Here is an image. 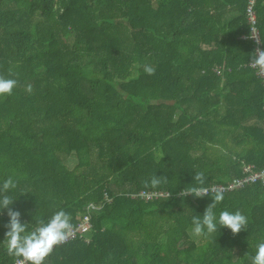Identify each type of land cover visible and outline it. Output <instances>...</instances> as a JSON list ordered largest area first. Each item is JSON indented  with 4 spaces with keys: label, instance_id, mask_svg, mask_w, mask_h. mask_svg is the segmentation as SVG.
Masks as SVG:
<instances>
[{
    "label": "trees",
    "instance_id": "16d2710c",
    "mask_svg": "<svg viewBox=\"0 0 264 264\" xmlns=\"http://www.w3.org/2000/svg\"><path fill=\"white\" fill-rule=\"evenodd\" d=\"M247 0H0V75L17 79L0 100V185L28 231L58 210L88 204L89 241L57 248L46 264H250L264 242V185L224 192L214 209L241 211L246 231L193 234L213 193H180L264 168L263 91L244 67L253 56ZM264 48V0H256ZM156 68L147 75L143 65ZM229 69L217 75L214 69ZM11 73V75H10ZM33 86L32 94L24 89ZM153 175L168 183L144 188ZM141 190L168 198H127ZM0 213V264L7 252ZM247 255V256H246Z\"/></svg>",
    "mask_w": 264,
    "mask_h": 264
},
{
    "label": "clouds",
    "instance_id": "9594fccd",
    "mask_svg": "<svg viewBox=\"0 0 264 264\" xmlns=\"http://www.w3.org/2000/svg\"><path fill=\"white\" fill-rule=\"evenodd\" d=\"M250 65L264 71V50L257 49L253 54ZM144 72L151 76L156 72V68L150 64L143 65ZM11 75V73H10ZM19 87L17 79L5 78L0 75V100L13 95L14 90ZM28 94H32L33 86L29 83L24 89ZM194 181L199 186H192L184 189L180 195L182 197L193 196L202 199L213 192V202L209 204L202 216H193V234L198 237L211 236L217 231V224L220 228H227L233 236L241 231H246L248 218L237 210L234 213L227 210L221 211L217 218L214 209L224 201V192L220 189H209L204 187L205 176L203 172L194 175ZM166 176L153 175L150 180L144 181V188L156 189L161 185H166ZM17 188V183L12 179H6L0 185V213L7 209L8 223L5 225V241L7 252L10 256L17 259L16 264H46V260L53 252L69 242L74 237V225L72 217L64 210L56 211L51 218L45 222L43 219L38 221V226L32 231H28L27 223H22L21 213L11 207L14 199L7 193ZM247 256V255H246ZM250 264H264V242H260L256 247L255 255L248 257Z\"/></svg>",
    "mask_w": 264,
    "mask_h": 264
},
{
    "label": "built area",
    "instance_id": "2783aa9c",
    "mask_svg": "<svg viewBox=\"0 0 264 264\" xmlns=\"http://www.w3.org/2000/svg\"><path fill=\"white\" fill-rule=\"evenodd\" d=\"M255 4L256 0H247L246 5V20L248 24V34L246 36L242 37L243 41L249 42L252 45L253 54L256 52V50L259 48L261 50H264L261 38L259 35V31L257 29V21L255 17ZM248 62L246 66L250 68L253 72L255 77L258 79V81L261 84L262 91H263V112H264V71H260L258 68L252 66ZM224 70L229 71L228 68L223 66H218L214 69L215 73L217 75H221ZM263 184L264 185V168L262 169H256L251 164H244L243 166V176L240 178H235L234 180H231L225 185H211L208 187L209 189H220L223 192H231V191H238L241 189L246 188L247 186L253 185V184ZM213 193L212 191H210ZM127 198L131 200H139L144 203L156 201L163 198H168L169 194L161 191H144L141 190L134 194H128L126 196ZM111 201L107 197L106 193H103V201L99 205L94 204H88L82 211L81 214H79L76 217V224L74 225V237L69 240H82L84 242L89 241V233L92 231V225H91V215L94 212H98L102 209L105 203H110ZM16 258L11 264H16L17 262Z\"/></svg>",
    "mask_w": 264,
    "mask_h": 264
},
{
    "label": "rangeland",
    "instance_id": "374dc122",
    "mask_svg": "<svg viewBox=\"0 0 264 264\" xmlns=\"http://www.w3.org/2000/svg\"><path fill=\"white\" fill-rule=\"evenodd\" d=\"M198 237V236H197Z\"/></svg>",
    "mask_w": 264,
    "mask_h": 264
}]
</instances>
